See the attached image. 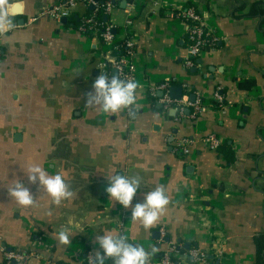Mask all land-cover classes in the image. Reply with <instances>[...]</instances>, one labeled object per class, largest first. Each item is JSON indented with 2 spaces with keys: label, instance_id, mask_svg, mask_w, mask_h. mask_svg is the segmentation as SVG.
<instances>
[{
  "label": "crops",
  "instance_id": "1",
  "mask_svg": "<svg viewBox=\"0 0 264 264\" xmlns=\"http://www.w3.org/2000/svg\"><path fill=\"white\" fill-rule=\"evenodd\" d=\"M67 1L7 0L19 14L0 37V264L3 247L30 252L22 264H89L88 254L94 260L102 253L97 239L105 233L144 247L152 253L149 264H156L161 226L184 251L176 264H254V239L264 233V0H126L123 7L121 0L112 6L106 20L118 29L116 39L131 34L138 84L135 103L117 113L86 103L110 50L97 35L87 37L50 15ZM187 4L217 37L189 68L186 26L170 16ZM70 11L80 15L86 6L77 1ZM245 80L254 82L251 89L239 87ZM162 82L181 89L182 109H164ZM215 92L223 105L212 109ZM197 100L204 102L200 110L191 105ZM209 134L220 140L215 150L202 141ZM179 140L186 142L185 154ZM34 167L62 175L72 196L54 203L38 181H28ZM115 175L139 178L132 206L164 188L169 203L154 226L145 229L131 219V206L109 197L107 178ZM18 181L33 204L20 205L9 194ZM61 230L69 233L68 245L59 242ZM186 243L203 259L183 256Z\"/></svg>",
  "mask_w": 264,
  "mask_h": 264
},
{
  "label": "clouds",
  "instance_id": "2",
  "mask_svg": "<svg viewBox=\"0 0 264 264\" xmlns=\"http://www.w3.org/2000/svg\"><path fill=\"white\" fill-rule=\"evenodd\" d=\"M0 31L12 28V17L19 13L14 3L0 0ZM137 82L132 80H121L118 76L110 79L106 75L99 74L93 82L94 93L87 99L88 106L99 105L105 113H117L132 106L136 101ZM27 179L31 183L39 182L54 203L59 204L62 199L72 196V192L60 174L49 175L40 167L30 169ZM109 185L106 192L114 201L124 208L132 207L131 219L139 220L144 228L154 226L160 219L162 212L168 205L169 200L163 187L144 195L142 202L132 206V201L140 187L139 178H129L125 175H115L107 178ZM9 194L15 198L18 204L29 206L34 203L33 195L23 182L18 181L9 189ZM59 242L63 245L70 243L69 233L61 230L58 233ZM97 242L102 253L97 251L93 264H104L105 258H113L114 264H149L152 253L140 245L128 241L125 236L105 233L98 237Z\"/></svg>",
  "mask_w": 264,
  "mask_h": 264
},
{
  "label": "built area",
  "instance_id": "3",
  "mask_svg": "<svg viewBox=\"0 0 264 264\" xmlns=\"http://www.w3.org/2000/svg\"><path fill=\"white\" fill-rule=\"evenodd\" d=\"M80 1L85 4V6L90 5L92 7V13L83 17V24L80 29H85L86 26L93 30V35H97L99 39L102 40V43L109 46L108 55L102 64V69L100 70L101 75H106L109 79L112 77L109 71L111 67L115 71H117V76L121 80H132V70L133 65L131 63V56L133 55L134 43L131 38L125 41V45L128 51L121 55L119 58H116L112 54V50L116 49L117 46L114 45L116 37L113 32V26L111 24H107L104 26V30L99 34L97 32V27L103 25L101 22L95 20V15L98 7V0H68L67 6L62 7L60 4L55 5L52 9L49 10L50 15L53 18L59 19L61 17H69L71 15L70 5H73L75 2ZM117 1L121 0H107L104 5V12L108 13L112 6L115 5ZM126 1V0H125ZM174 19L182 21L186 26L185 39H186V50L188 56L184 60V66L189 68L194 65L193 59L198 57L204 50L210 49L212 44L215 43L217 37L214 33L208 31L205 27L203 19L198 11L193 6L187 7H177L172 9L170 14ZM127 24H130V20H127ZM3 31H0V37ZM209 46H206V45ZM2 48L0 46V59L2 56ZM157 88L162 91V96L160 97V102L163 105L164 109L170 108L173 104L182 109V107L186 104L182 99L173 100L170 98L168 94L169 83L162 82L157 85ZM213 98L221 101L222 96L217 92L214 93ZM196 110H200L201 102L197 100L192 103ZM204 145L211 149L215 150L218 148L220 144V140L213 134H209L202 139ZM186 142L184 140H179L177 142V149L182 154L187 152ZM159 243L163 245L161 255L157 260L156 264H176L174 258L177 254H179L180 250L178 248L177 243L171 241L167 236L166 230L164 226L159 228ZM168 238L167 241L165 239ZM3 264H22L25 263L31 257V253L24 249H6L3 247ZM217 255L220 256L222 253L221 248L216 249ZM183 256H190L191 261H199L203 259L204 253L200 251L198 248H191L187 252L182 253ZM87 260L89 264H93V257L88 254Z\"/></svg>",
  "mask_w": 264,
  "mask_h": 264
},
{
  "label": "trees",
  "instance_id": "4",
  "mask_svg": "<svg viewBox=\"0 0 264 264\" xmlns=\"http://www.w3.org/2000/svg\"><path fill=\"white\" fill-rule=\"evenodd\" d=\"M107 0H98V7H97V11H96V15H95V20H97L98 22H101L103 25H100L97 27V32L100 34L103 30H104V26L109 24L108 20H104V16H105V12H104V5L105 2ZM120 1H117L115 4L119 3ZM187 6H192L191 4H187ZM184 6V7H187ZM92 7L90 5L86 6V11L83 14H71L67 19V23L64 26H72L75 29H79L85 36L87 37H91L93 36V30L91 28H89L88 26L85 27V29H80V27L83 24V17L89 15L90 13H92ZM252 14H255L254 9L249 12ZM117 28L113 26V32L114 35L116 37V33H117ZM131 36V34L129 33L127 35L126 38L122 39V40H118L116 39L114 42V45L117 46L116 49L112 50V54L116 57L119 58L121 55H124L128 49L125 45V41L127 39H129ZM101 40V39H100ZM102 42V40H101ZM206 46H209L208 44ZM195 60V59H193ZM111 67L109 68V71H111ZM174 83V81L172 82ZM254 85V82L252 80H245L241 83H239V87H241L242 89L245 90H249L251 89V87ZM223 100V99H222ZM218 101L214 98H212L209 102H208V106L212 109H217L220 108L223 105V101ZM201 106L204 107V102L201 103ZM207 106V105H206ZM254 244H255V249H256V254H255V261L254 264H264V233L260 234L258 236L255 237L254 239ZM181 252H184L183 250L179 249ZM189 250V248L187 249ZM161 255V251L159 253ZM160 257V256H159ZM174 261L176 263V260L174 258Z\"/></svg>",
  "mask_w": 264,
  "mask_h": 264
},
{
  "label": "water",
  "instance_id": "5",
  "mask_svg": "<svg viewBox=\"0 0 264 264\" xmlns=\"http://www.w3.org/2000/svg\"><path fill=\"white\" fill-rule=\"evenodd\" d=\"M125 3H126L125 0L122 1V2H121V6L123 7V6L125 5ZM104 19L106 20V19H107V16H105ZM59 21H60V23H62L63 25H65V24L67 23V19H66L65 17H61ZM22 22H23L22 19H19V20H18V23H19V24H22ZM193 70H194V69H193ZM181 95H182V91H181V89H180L179 87H174V86H172V87L169 88V96H170V98H177V99H180ZM159 96H160V97L162 96V91H159ZM188 99H189V102H193V101L195 100V95H194V94L190 95ZM156 234H157V233H156ZM167 240H168V238L165 239V241H167ZM188 246H189V243H186V244H185V248L187 249Z\"/></svg>",
  "mask_w": 264,
  "mask_h": 264
}]
</instances>
